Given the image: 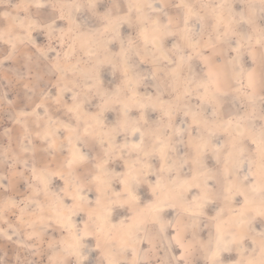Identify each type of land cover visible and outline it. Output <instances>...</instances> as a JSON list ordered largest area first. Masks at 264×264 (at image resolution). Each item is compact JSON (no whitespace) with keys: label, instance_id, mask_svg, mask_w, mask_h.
Instances as JSON below:
<instances>
[{"label":"rangeland","instance_id":"1","mask_svg":"<svg viewBox=\"0 0 264 264\" xmlns=\"http://www.w3.org/2000/svg\"><path fill=\"white\" fill-rule=\"evenodd\" d=\"M158 2L0 0V264H77L64 213L40 183L42 167L71 174L90 192L78 212L91 234L84 264H109V254L119 264H264V0ZM122 55L150 103L143 126L171 144L169 173L159 170L155 151L148 178L143 150L121 156L97 139L90 115L100 112L117 141H133L117 126L130 96ZM138 114L132 107L134 124ZM50 118L59 126L52 150L44 131ZM72 136L85 162L70 156ZM127 158L142 171L138 213L164 197L153 198L147 179L165 180L169 192L161 223L141 222V245L129 240L132 210L120 209L111 193L107 204L125 227L111 233L91 218L103 195L100 166L111 167L113 191L125 196ZM52 185L74 203L60 178ZM204 197L212 201L197 213ZM217 235L227 236L221 260L213 257Z\"/></svg>","mask_w":264,"mask_h":264},{"label":"bare ground","instance_id":"2","mask_svg":"<svg viewBox=\"0 0 264 264\" xmlns=\"http://www.w3.org/2000/svg\"><path fill=\"white\" fill-rule=\"evenodd\" d=\"M158 3L160 8L161 6L160 0ZM31 27L32 28L29 29V31H32L34 29L33 28L34 26ZM187 30L190 31L189 25L186 27V34H188ZM121 67H123L124 69L123 71H125L123 72L121 70L123 73H128V75H131V77L129 76L131 79L127 81L128 86H130L128 88V93L130 94V96L125 100L126 102L124 103L125 105H122L123 107L119 117L120 120L117 122L118 123L117 126L118 129L120 128V130L123 132L127 130H131L133 141H130L127 138L122 139L121 142L117 141L115 134L112 131H110V129L107 130L104 129L107 124L104 121V115L102 116L101 115L102 113L100 114V112L97 114L90 115L94 124L99 129L97 134V139L100 142H105V144L103 145L105 152H109V153L118 152V154L121 156H123V150H125L126 148H129L132 152L143 150L144 162L141 164L140 168L143 171L144 176H147L148 178L150 175H154L153 172L154 165L152 163V158H153V152L155 151L159 158V165H158L159 170L165 173H169V171L172 169L171 162L169 159L171 144L167 140H162L156 137L152 138L151 135L148 134L147 130L149 128L144 127L143 123L148 122L147 112H148V108L150 107V103L148 102V100L141 99L142 93L137 86L136 78L134 76L135 74L132 73L128 60L125 58V56L123 57V55H122ZM57 68H59L58 65ZM60 92H61L60 95H62L65 92L66 93L71 92V90L61 89ZM42 104H38V106L42 108L44 106ZM132 107H137L139 112L137 119L138 123L135 124L133 123L134 119H132V117L130 116V111ZM44 126H45L44 127L45 136L49 139V141L46 144V147L47 149L52 150L56 148L55 140L58 137L59 126L55 123V121L52 118L47 119L46 125ZM112 127L115 128V125L113 124ZM76 137L77 136L75 137L72 136V138H70V140L71 139L72 140L69 143V154L74 160L85 162L87 159L86 153L84 152V149L80 143L81 140ZM149 145L151 146V149H147V146ZM124 161H125V176L123 178H120V183L123 194L125 196H120L116 191H113L114 188L113 176L115 175V173L113 172L111 167L101 165L100 173L104 183L102 187L103 195L98 197L97 200L95 201V209H98L99 211L97 213H92L91 218L96 219L97 217H99L100 222L104 224L105 228L111 233H117V230L119 229L122 230L125 227L126 225L125 217L123 216L121 217L120 221H117L114 217L115 216L114 207L112 205L107 204L108 197L106 198V196H108L107 194L111 193L113 196H115V203L120 209H125L129 207L132 210L131 212L133 218L131 219L132 220L131 224L133 227V232L129 235V240L133 243L137 242L138 245H141L145 237H140L138 239L136 236L140 232L141 222L143 220L148 219L150 220L151 223L152 222L156 224L161 223L160 215L163 214L168 208L167 200L169 198V192H167V189L165 187L166 184L165 180H162L161 183L153 184L154 185L153 186L151 180L147 179V182L152 187L151 194L153 198L158 195H164V197H160V198L157 197L155 198V200L153 199L151 201H148L147 211L146 212L144 211L145 213H141V211L140 213H138L137 207L139 206V203L141 201H140V195L136 190V185L139 182V177L141 176L142 171H139L138 168L135 167V165L133 164V160L131 158H127ZM203 165L205 166V164ZM201 167L203 168V166ZM248 176L249 177L252 176L250 172H248ZM55 177L60 178L65 183L67 194H69L67 198H72V200H74L73 204L71 205L68 204L63 194L59 192L58 189L53 187L52 179H54ZM39 179L44 191L47 192V194L51 198L53 205H57L59 207V210L61 211L59 212L60 213L59 215L64 213V219L61 221V226L64 229H66L67 232L70 234V244L75 253V257L77 258V262H79V264H84L82 262V260L84 259L83 249L85 247L86 240L91 236V234L86 227L80 226L78 224V220H79L78 212L84 209L88 205L89 199H91V197L89 196L90 192H86L83 185L80 182H78L71 174H68L64 171H56L52 167H42L39 170ZM10 200L12 201L14 199L10 197ZM210 201H212L210 198L204 197L199 204L200 207L198 208L197 213H201L202 212L201 209L205 205H207L208 202ZM185 206L186 209L191 213L196 212V209L192 208L188 203ZM161 232L162 233L165 232L164 227H161ZM226 237L225 235L224 237L223 236L221 237L220 235H217V237H215L214 239L215 249L213 252L214 258L220 260L223 259L222 245L227 242ZM139 248H137V246L133 248L134 250L133 253L136 263H139L142 256L140 252L141 249L139 250ZM173 257L175 256L173 255ZM117 258L113 254H109L108 260L107 259L106 260L109 262V264H119ZM231 264H237V262H231Z\"/></svg>","mask_w":264,"mask_h":264},{"label":"snow or ice","instance_id":"3","mask_svg":"<svg viewBox=\"0 0 264 264\" xmlns=\"http://www.w3.org/2000/svg\"><path fill=\"white\" fill-rule=\"evenodd\" d=\"M77 264H79V262H77Z\"/></svg>","mask_w":264,"mask_h":264}]
</instances>
